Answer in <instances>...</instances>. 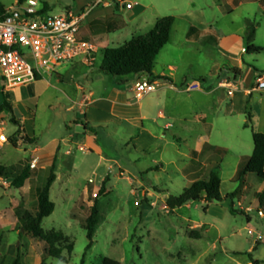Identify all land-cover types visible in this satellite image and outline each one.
<instances>
[{"label": "rangeland", "instance_id": "1", "mask_svg": "<svg viewBox=\"0 0 264 264\" xmlns=\"http://www.w3.org/2000/svg\"><path fill=\"white\" fill-rule=\"evenodd\" d=\"M16 1L21 0H0V5L6 9ZM45 1L52 8L50 15L58 14L73 3V0ZM205 1L197 0L202 14L198 15L196 24L202 22L205 27L211 26L224 36L240 35L244 48L247 27L253 24V44L264 48V0H241L239 6L236 3L237 7L227 10L224 15L204 7ZM182 44L179 33L174 34L172 41L160 52V63L174 64L179 75L186 73L196 79H212L209 74L212 64L222 59V54L207 47H200L198 51L192 48L185 50ZM110 46L116 47L117 43ZM241 61V80L246 86L254 82L257 73L264 76V52L244 53ZM101 62L102 53L99 52L95 69ZM165 72L168 73L167 70ZM126 77L127 81L120 86L134 101L133 87L138 78L136 75ZM106 79L107 82L99 85V90L107 89L110 81L120 80L114 77ZM88 90L96 92L97 89ZM2 94L5 100L16 105L17 116L13 114V117L18 125L11 122L10 114L0 113V133L8 139V143L0 146V166L19 168L35 161V167L29 168L36 173L28 181L31 189L42 183L43 177L39 173L43 172H38L39 166L50 165L56 158L58 180L50 198L55 209L43 219L41 228L44 232H61L73 243V250L70 256L62 252L68 259L67 263H62L45 255L43 242L25 234L20 236L22 219L17 218V211L33 212L34 198L25 195L16 205L21 192L11 188L7 180L0 179V262L98 264L103 258H110L120 264H253L255 259L264 263V217H260L255 208L239 212L236 206L238 198L210 204L189 202L172 211L166 207L167 199L180 195L188 184L180 172L188 162V148L172 139L170 133H165V139L130 143L127 134L94 129L99 149L80 151L74 142L69 148L64 147V140L69 136H83L81 128H76L83 118L79 121L74 113L67 112L72 103L67 102L59 84L44 76L24 87L2 91ZM244 124V115L233 117L232 128L242 134L243 140L247 137L251 142V129L244 128ZM24 137L35 138L36 142H26ZM14 138L17 139L16 147L11 145ZM211 138L212 142H219L215 135ZM143 142L148 145L144 147ZM34 149L40 152L36 153ZM214 156L223 158L220 193L224 198L238 187L232 182L231 175L234 150L228 153L216 151ZM159 162L162 163L159 171H145ZM105 179V193L100 195L98 192ZM255 181L247 185L249 199L259 188L260 180L257 178ZM85 187L89 193L83 198ZM94 200H97L98 222L93 245L85 251L88 242L82 224ZM241 204L246 206V202ZM230 209L235 212L231 214ZM261 211L264 214V206ZM250 230L254 231L253 238L248 235Z\"/></svg>", "mask_w": 264, "mask_h": 264}, {"label": "crops", "instance_id": "2", "mask_svg": "<svg viewBox=\"0 0 264 264\" xmlns=\"http://www.w3.org/2000/svg\"><path fill=\"white\" fill-rule=\"evenodd\" d=\"M44 2L50 12L52 8L45 0ZM236 3L239 6L241 0H207L204 7L224 15L227 10L232 11L237 7ZM126 5H130V8L127 9ZM66 13L85 14L79 38L92 43L97 48V54L99 52L103 54L107 48H116L134 37L147 34L159 19L170 16L174 18V22L169 42L172 41L174 34L179 33L183 40L181 45L183 49L192 48L198 51L200 47L212 48L222 54V59L215 60L212 64V71L209 72L212 79L198 77L197 80L185 75L186 73L179 75L177 66L164 65L159 61L160 52L166 48L168 42L156 57L151 76H137V81L147 79L156 82V91L137 100L133 87L134 101L127 97L123 86H120L127 81V77L119 78V81L112 79L107 89L99 90V85L110 77L100 72L99 67L95 69V66L87 68L81 64H74L59 69V73L47 75L51 81L59 84L67 102L72 103L67 112L74 113L79 121L83 118V121L76 125L77 129L81 128L83 136L80 138H76L77 134L69 136L64 140V147L69 148L74 142L80 151L98 150L94 129L127 134L130 143L143 139H165V133H170L172 139L185 145L189 151L188 162L180 170L181 175L188 181L187 188L196 180L206 181L215 168L218 167L220 170L223 158H215L216 151L228 153L234 150V167L231 175L232 177L235 175L239 159L252 154L253 142H248L247 137L243 140L242 134L232 128L233 117L244 115L245 123L248 124L246 128L251 129V139L253 132L264 134V90H252L255 80L264 76L257 73L250 86L243 84L241 58L246 51L240 35L224 36L211 26L205 27L202 22L196 24L198 15L202 14V8L199 7L197 0H73L72 6H66L58 14L51 15L64 16ZM190 29H193V32L189 34ZM113 43H117V46L111 47ZM234 70L238 71L239 75L233 72ZM227 79H235L236 82V90L231 96H227L226 90L218 86ZM91 88L97 89L96 92L88 90ZM82 95L89 97V102L84 108L81 105ZM143 100L145 103L142 104ZM6 101L11 104L13 114L17 116L16 105L9 100ZM80 111H85V115L81 116ZM183 134L186 136H181ZM212 135L218 137L219 142H212ZM33 139L35 143V138ZM2 145L4 144H0ZM142 145L145 147L148 144L143 142ZM34 151L40 152L39 149ZM55 162L56 158L50 165L45 164L38 169L44 170ZM161 167L162 163L159 162L145 171L155 172ZM29 180L17 189L21 192V197L16 205L25 195L33 197L36 203V190L42 186L43 178L40 185H35L31 189L28 185ZM57 180L56 176L50 188V198ZM255 180L257 177L254 174L246 177V184L236 205L239 212H248L255 208L262 213L264 199L260 202L259 196L264 193V181H260L258 190L252 193L250 199L246 194L247 185L256 182ZM7 184L10 185V182ZM92 191L95 192L94 189ZM88 193V187H85L81 197H88ZM242 201L246 202V206L241 204ZM255 261L264 264L260 260Z\"/></svg>", "mask_w": 264, "mask_h": 264}, {"label": "trees", "instance_id": "3", "mask_svg": "<svg viewBox=\"0 0 264 264\" xmlns=\"http://www.w3.org/2000/svg\"><path fill=\"white\" fill-rule=\"evenodd\" d=\"M3 9V6L0 5V14L3 12ZM44 10H48L46 4L44 5ZM173 22V17L169 16L161 18L147 34L134 37L116 48L105 49L102 54L101 65L99 66L100 72L116 78H124L129 75L151 76L153 63L156 57L169 42ZM192 32L193 29H190L189 34ZM254 36L255 28L253 24H249L245 33V51L248 54H259L264 52V48L253 44ZM233 72L239 75L238 71L234 70ZM0 94V113L7 112L11 115V122L18 125L13 117L11 104L3 98L2 92H0ZM244 127H248V124L245 123ZM17 135L19 134L17 133ZM24 140L29 143H34L33 139L27 137H24ZM252 142V154L250 156H242L239 159L237 171L232 178V182L238 184L235 191L226 195L224 198L221 196L220 170L217 167L210 173L206 181L196 180L191 187L184 189L180 195L170 196L166 201V207L172 211L189 202H204L210 204L213 202L219 203L224 200L233 201V199L238 198L241 195L248 175L254 174L260 181H264V134L253 132ZM11 145L13 147L17 146L16 138L11 140ZM55 171L56 166L54 163L50 167L38 171L43 172L39 173L43 177V183L42 186L36 190V203L33 212L24 211L23 213H20V211H17V218L19 217L22 219L20 236L25 234L31 239L43 242L45 244V255L62 263H67L68 259L62 255V252L65 251L67 255L70 256L73 250V243L61 232L53 230L44 232L41 228L43 219L49 217L55 209V205L50 200L49 196L50 188L56 178ZM34 174V172L30 171L29 166L10 169L0 166V178L8 180L10 182V187L15 189L21 188L27 180L33 177ZM106 181L107 179L103 181L98 194L103 195L105 193L104 185ZM98 194L95 198H97ZM262 199H264V193L259 196L260 202ZM96 201L97 200H94L92 206L88 208V215L82 224L88 242L85 251H88L93 245L95 226L98 222ZM234 212L235 211L230 209L231 214ZM1 245L2 237L0 235V248ZM0 264L3 263L0 262ZM15 264H17V262ZM41 264H44V262ZM81 264H83V262ZM98 264L120 263L110 258H103ZM254 264H259V262L254 261Z\"/></svg>", "mask_w": 264, "mask_h": 264}, {"label": "built area", "instance_id": "4", "mask_svg": "<svg viewBox=\"0 0 264 264\" xmlns=\"http://www.w3.org/2000/svg\"><path fill=\"white\" fill-rule=\"evenodd\" d=\"M45 4L43 0L16 1L0 14L1 92L59 73V69L68 65L95 66L97 48L79 38L85 14L52 16L48 10H44ZM126 8L129 9L130 5H126ZM156 85L154 81L140 79L134 85L135 99L140 100L154 93ZM218 86L226 90L227 96L236 90L235 79L224 80ZM252 90H264V78L258 77ZM88 102L89 97L82 95L83 108ZM79 113L85 115V111ZM5 143H8V139L0 133V144ZM35 165V161H31L29 168ZM258 215L264 217L259 211ZM253 234V230L248 231L251 238Z\"/></svg>", "mask_w": 264, "mask_h": 264}]
</instances>
